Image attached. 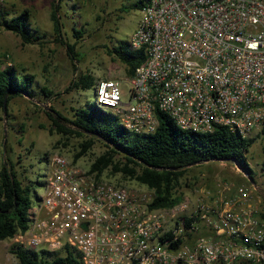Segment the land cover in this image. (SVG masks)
I'll use <instances>...</instances> for the list:
<instances>
[{
    "label": "built area",
    "instance_id": "1",
    "mask_svg": "<svg viewBox=\"0 0 264 264\" xmlns=\"http://www.w3.org/2000/svg\"><path fill=\"white\" fill-rule=\"evenodd\" d=\"M130 44L145 61L126 82L98 79L95 104L138 134L159 113L183 130L264 125V0H144ZM45 194L14 243L78 252L82 264H264V210L254 190L153 207L154 189L98 177L63 154L47 160Z\"/></svg>",
    "mask_w": 264,
    "mask_h": 264
},
{
    "label": "rangeland",
    "instance_id": "2",
    "mask_svg": "<svg viewBox=\"0 0 264 264\" xmlns=\"http://www.w3.org/2000/svg\"><path fill=\"white\" fill-rule=\"evenodd\" d=\"M131 1L133 0L58 1L63 39L75 45V55L72 56L66 44L57 41L51 16L56 0H0V7L12 12L28 9L33 25L44 34L40 42L26 44L12 31L0 32V71L12 64L25 68L35 74L41 86L53 91L48 100L44 96L41 97L42 101L27 97L14 98L9 105L10 115L4 114L0 108V165L3 162L4 143H7L9 150H13L15 159L22 155L19 165H24L25 174L36 181L33 190L34 207L39 205L40 198L45 194V181L50 171L45 156L48 155L49 159L53 154H63L74 162L75 154L81 150V144L86 139L84 136L67 137L58 133L46 110L51 112L50 106H53L72 118L74 108L83 106L86 101L95 103V84L98 79L118 78L124 82L125 88L128 85L126 82L130 76L127 65L113 57L108 52V46L130 41L135 32L140 10L121 11ZM74 28L83 29V35L78 37ZM81 73L94 75L93 87L85 92L68 91L67 87L72 80ZM20 137L22 142L19 141ZM252 137L255 140L248 158L254 169V180L230 161L214 160L193 165L180 180L177 188L180 198L178 203L187 201L194 204L198 198L211 203L217 197L234 195L240 186H248L255 192L256 204L264 210V136L259 131ZM106 150L102 142L96 141L88 153L74 164L89 169L93 161ZM102 176L132 188L145 187L135 178L126 177L121 172H112L111 167ZM13 243V238L0 240V264H18L17 257L10 252Z\"/></svg>",
    "mask_w": 264,
    "mask_h": 264
},
{
    "label": "trees",
    "instance_id": "3",
    "mask_svg": "<svg viewBox=\"0 0 264 264\" xmlns=\"http://www.w3.org/2000/svg\"><path fill=\"white\" fill-rule=\"evenodd\" d=\"M58 1L53 3L52 20L57 41L66 44L69 53L75 55V45L63 39ZM144 0H133L122 7L123 12L140 10ZM74 28L81 37L83 29ZM8 30L19 35L26 44L40 42L44 34L33 25L31 13L28 9L12 12L8 8L0 7V32ZM59 38V39H58ZM108 52L127 65V73L131 77L137 68L145 61L143 49H133L129 41L108 46ZM94 75L81 73L72 80L68 91H88L93 87ZM53 91L41 86L35 74L25 68L10 65L0 71V108L3 113L10 115V102L17 97L42 101L41 97L51 99ZM5 99H7L5 108ZM72 118L50 106L47 111L52 120L54 130L63 136L77 135L86 139L81 144V150L75 154L74 162L87 154L96 141L102 142L107 150L98 156L90 166V172L98 177L111 167L112 172H121L126 177L137 179L140 183L154 189L156 198L153 207H172L180 198L177 188L181 178L189 167L214 160L235 163L244 173L254 180L248 153L254 138H243L230 131L225 126H218L212 132L200 133L183 130L165 113H159L160 124L154 133L138 134L130 131L120 123L113 113L103 109L95 103L86 101L83 106L74 108ZM2 119V118H0ZM24 127V126H23ZM22 131H25L22 129ZM264 136V125L261 129ZM22 142V137L19 138ZM3 162L0 165V240L14 238L19 231L28 228L30 222V208L33 203L35 179L25 174L24 165H19L22 155L15 159L13 150L4 143ZM48 160V155L45 156ZM121 158V159H120ZM20 168L24 170H20ZM264 170V159L262 162ZM18 264H82L81 255L68 250L64 254L49 252H35L33 250L13 244L10 248Z\"/></svg>",
    "mask_w": 264,
    "mask_h": 264
},
{
    "label": "water",
    "instance_id": "4",
    "mask_svg": "<svg viewBox=\"0 0 264 264\" xmlns=\"http://www.w3.org/2000/svg\"><path fill=\"white\" fill-rule=\"evenodd\" d=\"M7 99H5V108H6ZM244 172V171H243Z\"/></svg>",
    "mask_w": 264,
    "mask_h": 264
}]
</instances>
